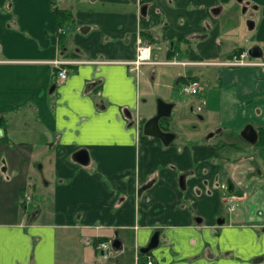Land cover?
I'll list each match as a JSON object with an SVG mask.
<instances>
[{
    "label": "crops",
    "instance_id": "obj_1",
    "mask_svg": "<svg viewBox=\"0 0 264 264\" xmlns=\"http://www.w3.org/2000/svg\"><path fill=\"white\" fill-rule=\"evenodd\" d=\"M246 3L256 7L248 8L252 30ZM56 8L72 19L63 30ZM149 12L160 23L145 29ZM247 36L264 44V0H0V194L23 206L0 212V264H137L156 232L155 264H214L227 251L236 260L260 255L256 232L216 228L218 195L199 198L193 212L183 207L187 195L179 187L192 169L191 191L203 180L212 187L245 152L238 133L248 123L264 125V66L227 64L250 49L236 42L249 43ZM148 44L160 61L189 63L176 67L183 74L169 81L163 70L158 80L152 66L133 75L127 63ZM62 60L69 61L65 81L55 65ZM139 76L146 88L202 83L201 94L189 98L206 102L207 128L190 136L193 145L139 143L140 102L148 94ZM183 99L175 91L167 98L177 108ZM209 131L220 132L206 142ZM83 149L87 166L73 159ZM28 187L38 192L32 212ZM115 240L123 251L106 263L98 245L113 248Z\"/></svg>",
    "mask_w": 264,
    "mask_h": 264
},
{
    "label": "rangeland",
    "instance_id": "obj_2",
    "mask_svg": "<svg viewBox=\"0 0 264 264\" xmlns=\"http://www.w3.org/2000/svg\"><path fill=\"white\" fill-rule=\"evenodd\" d=\"M245 17H246V23L248 25V21L253 20L251 19L252 17H251L250 9L248 10L247 16ZM76 33L77 32H75V34ZM247 38L251 40L250 36H247ZM246 40H247L246 37H243V39L239 41V38L236 37V42H239L240 44L239 46H241V48L244 46L246 48H252L254 45H259L264 50L263 43L254 44V40L253 41L251 40L249 43H247ZM149 47H151V45H149ZM158 58L159 57L154 55V50H152V60L161 62L160 61L161 59H158ZM152 66H153L152 68L153 70L159 72L158 80L161 77L160 72H162L163 70H165L166 78H168L169 81L172 79L173 74L176 77H178L182 75L184 72V69L176 68V67H180L179 64L171 65V66L170 65H154V64L143 65L141 64L139 65V67L132 66L133 68L131 71L134 73L133 75H136V74L138 75L141 72L143 67H152ZM169 67L174 68V69H171ZM65 80H62V81H65ZM139 83H140V91L144 90L146 92L148 90V94H146V97L143 98L140 102L139 112H141V115H139L138 119L136 118L137 120H139L138 125H136V121H134V124L136 126H140L141 123L145 119L147 120L148 118H151L152 116L156 115L158 99H163L166 102H169L167 98H169V95L173 91L177 92L178 94L180 93L182 96L186 95V92L182 88V85L179 87V91H178L177 84L173 85L172 83L158 81L156 84L153 82L151 83L148 82L149 87L146 88L143 76L141 77L139 76ZM196 97L197 96H194L193 98H196ZM200 97L201 95L199 96V98ZM172 113H173L172 117L168 121L163 120L161 124L165 128H168L169 133H173L177 135V140L175 141L176 145H178V143L180 142L188 143L187 140L190 138V136L192 137L202 136V134L206 131L207 125L205 123H199L196 117L187 116L188 110L186 106L178 107ZM195 127H197V130L194 129ZM235 141L238 145H242L245 148V144L239 138L236 139ZM248 149L250 151L248 154L245 155V152L242 154L239 153L236 156V158H234L232 161H229L225 165L227 167V171L229 172L230 177L231 178L233 177L234 182L237 183L239 188L243 190V194H242L243 196L238 195L233 198L234 204L232 205L236 206V210L233 211V213H230L228 210L230 203L227 202L226 205L224 203L221 204L222 206L221 210L223 211L222 214L228 221L233 216H235L236 219H238L239 216L243 217L242 214L244 212L246 214V220L248 223L259 222L261 221V219H264V143H262L259 146H248ZM252 149H255V150H252ZM250 156L254 158V161H250L249 159L244 160V157H250ZM244 161H246L247 164L244 163ZM259 172H262V174L260 175ZM223 179H227V178L223 177L221 182H223ZM248 184H254V186L250 188L247 186ZM239 188H238V191L240 190ZM0 190L2 191V189ZM37 194L38 192L34 190V188H32V190H30L29 188V196L32 198V200L28 202V209L31 212L34 209L35 203L38 201ZM0 207H1L0 212L7 208L12 209V207H14L13 211L20 212L23 208V206L19 208L18 205L16 206L14 204H11V202H9L8 200L7 195L4 196L3 194H0ZM218 214H220V212ZM218 251L222 252L221 248L218 249ZM231 257L235 258L236 256L235 255L229 256V255L221 254L217 259L218 261L216 262H218L219 264H226L227 261ZM224 258H228V260H225ZM77 264H79V262H77Z\"/></svg>",
    "mask_w": 264,
    "mask_h": 264
},
{
    "label": "flooded vegetation",
    "instance_id": "obj_3",
    "mask_svg": "<svg viewBox=\"0 0 264 264\" xmlns=\"http://www.w3.org/2000/svg\"><path fill=\"white\" fill-rule=\"evenodd\" d=\"M240 1H243V0H240ZM249 7H251V9L256 8L255 5H253V4L250 5V4L246 3V5L244 6V11H247ZM147 9H148V6H146V5L142 6V8H141V15L142 16H144V17L147 16ZM142 12H144V14ZM250 21H252V20H250ZM62 30H60V32H62ZM83 30L87 31L88 28L84 27ZM59 35H62V34L60 33ZM72 35H74L73 31L70 33V36H72ZM145 43L146 42H143V41L140 42V44H145ZM263 52H264V50H263ZM236 58H239V57H235L232 61L227 62V64L230 63V62L235 61ZM62 61H67V60H62ZM249 61H256V62L261 64V65H255V66H264V58L255 59V58H252L250 56L249 57ZM131 62H133V61H131ZM131 62H129L127 64L132 66ZM235 67H254V66H235ZM194 84H197V92L195 94H193V93L187 94L186 93L185 96L183 95L184 98H185V99H183L184 102H185L184 106L187 107V110H188V113H187L188 115L187 116L188 117H192V116L196 117V119L199 121V123H205L206 124V118H205V111H206V106L205 105H206V102H204V101H194V100L189 98V97H194V96H197V95L201 94V92H202V83L199 82V81H196L194 79L192 81H188L187 83L183 84L182 86H192ZM158 100H160V99H158ZM158 100H157V104H158ZM161 100H163V99H161ZM163 101H165V100H163ZM166 103L173 104L172 112L177 108L176 103H172V102H166ZM125 114H126L127 117L128 116L129 117H133V115L131 116V113H130L129 110H127V113H125ZM156 115H157V113H156ZM156 115L152 116L151 118H148L147 120L145 119L141 123V125L138 127L139 131L138 130L137 131L139 132V143H141V145L144 144V143H148V144L156 143V144H159L160 146H162L164 148H170V147H172V145H175V141L177 140V135L176 134H174L175 135V139L171 142V144L169 146H165L161 139H158V138H155V137H152V136H147V135L144 134V125H145V123H147V121H149L150 119H152ZM172 115H173V113L169 117H164V118L160 119V127H161L162 131L165 132V133H169L168 128H165L164 126H162L161 122L163 120L168 121L172 117ZM257 124L258 123H256V122L248 123L247 125L244 126L242 131H240V133H238L239 134L238 138L245 144V155L250 152L249 149H248V146H259L262 143H264V125H257ZM245 128L252 129V133H250V136L248 138H244L242 136V132L245 130ZM194 129L197 130V127H195ZM218 132H220V131H213V132L209 131V132H207L205 134L206 136L205 135H204L205 137L203 136L204 137L203 140L206 141V142L213 140L215 138V136L218 134ZM254 132H255V134H254ZM171 134H173V133H171ZM2 137H3V131L0 129V139H2ZM194 141L195 140H193V139L192 140L188 139L187 140L188 143H186V144L193 145ZM181 144H182V146H184L185 142H181ZM238 148H240V146ZM252 150H255V149H252ZM246 159H249L250 161H254V158L252 156L244 157V160H246ZM244 163L247 164L246 161H244ZM194 172L195 171L192 169V170H187V171H185L182 174V175H184V174L186 175L184 177V183L182 184V187H181V183L179 181V187H180L181 192L183 193V195H187L183 199V207H185V209H187L189 211L195 212L197 210L196 204H197V202L200 199L204 198L206 195L208 197H212V199H214V197L218 195L217 197L220 200L218 213L220 212V214H217V217H216V221H215L216 228H222V227H225V226L240 227V228H244V229L248 228L250 231L256 232V234H255L256 237H252V239L253 238L254 239H259V241H261V245H262L261 250H262V252H261L260 255H257V256H255L253 258H249V259H246V260H243V259H241L239 257H238L239 259H237V260H236V257L235 258L231 257L229 260L227 258V259H225V260H228L226 264H264V219H261V221H259V222H250V223H248L247 220H246V214L244 212L242 214L243 217L239 216V218L236 219V217L233 216L228 221L222 214V212H223L221 210L222 209L221 208L222 207L221 206L222 203H224L225 205H226L227 202L230 203V206L228 207V210H229L230 213H233V211L236 210V206L232 205V204H234L233 203L234 202L233 198L235 196H238V195L239 196H243L242 195L243 194V190L240 189L238 184L234 182V180H233L234 178L230 177L229 172L227 171V167H225L223 173H221L219 176H217L214 179V183H213L212 187L206 186L208 184L207 180H203L202 184L198 183V185H196L194 187V189L191 191V186H190L191 183H190V181L195 179V173ZM259 174L261 175L262 172H259ZM223 177L224 178L226 177L227 179H223V182H221ZM151 182H153V183L151 184ZM151 182L148 183L141 190V192L147 191L149 189V187L154 184V181H151ZM247 186L252 188L254 186V184H248ZM238 188L240 189L239 191H238ZM229 191H232V192L229 193ZM231 205H232V207H231ZM200 207H202V205H200ZM203 220H205V219L202 218V217H199V216L196 217V221L198 223H201ZM155 234L152 236V239L150 240V242L153 240ZM159 240H160V232H159ZM150 242L146 245V247H143L142 249H146L149 246ZM160 245H161V242H160ZM159 246H158V248H159ZM245 246L249 247V245H247L246 243H245ZM158 248L152 249V250H150V252L145 253V254L141 253V250H142L141 249L139 251V259L137 260V264H155V260H154V258L152 256V252L154 250L158 249ZM120 251H123V244H121L120 247H118V248H114L113 247L112 250L108 253L107 256H104L103 254H101L103 261L108 263L109 261L113 260V258L115 257V254L119 253ZM226 254L229 255V256L235 255V253L233 251H227ZM114 259H116V258H114ZM216 261H218L217 258L213 259V260H210V262H214V264H219ZM230 261H232V262H230ZM235 262H237V263H235Z\"/></svg>",
    "mask_w": 264,
    "mask_h": 264
},
{
    "label": "water",
    "instance_id": "obj_4",
    "mask_svg": "<svg viewBox=\"0 0 264 264\" xmlns=\"http://www.w3.org/2000/svg\"><path fill=\"white\" fill-rule=\"evenodd\" d=\"M144 14V12H142ZM249 28L252 30L254 28V23L252 21H249L248 23ZM250 55L252 58L259 59V58H264V52L263 49L260 46H254L250 49ZM172 109H173V104L166 103L163 100H158L157 104V115L147 121L144 125V134L147 136H152L158 139H161L163 144L165 146H169L171 142L175 139V135L171 133H165L162 131L160 127V119L164 117H169L172 114ZM127 113V111H125ZM250 133H252V129L250 128H245V130L242 132V136L244 138H248L250 136ZM255 134V132H254ZM256 138V137H255ZM73 159L83 165L87 166L90 162V155L89 152L85 149L77 152ZM186 175H181L179 178V181L182 184L184 183V177ZM232 191H229V193ZM121 241L115 240L113 242V247L118 248L121 245ZM160 245V240H159V232H157L153 238V240L150 242L149 246L146 249H142L141 253L145 254L150 252V250L158 248Z\"/></svg>",
    "mask_w": 264,
    "mask_h": 264
},
{
    "label": "built area",
    "instance_id": "obj_5",
    "mask_svg": "<svg viewBox=\"0 0 264 264\" xmlns=\"http://www.w3.org/2000/svg\"><path fill=\"white\" fill-rule=\"evenodd\" d=\"M138 55L137 58L131 62L132 66L139 67V65H149V64H154V65H188L189 63L185 62H180L177 60H167V61H153L152 60V49L149 47V45H142L138 48ZM250 57V49L244 50L239 58H236L235 61L228 63V65L231 66H255V65H261L260 63L256 61H249ZM69 64V61H56L55 65L60 69L58 76L60 79L65 80L67 78V70L64 69L63 66H66ZM184 91L189 94L193 93L195 94L197 92V84H194L192 86H182ZM98 249L102 251V254L104 256H107L108 253L112 250V245L110 242L104 241L98 245Z\"/></svg>",
    "mask_w": 264,
    "mask_h": 264
},
{
    "label": "trees",
    "instance_id": "obj_6",
    "mask_svg": "<svg viewBox=\"0 0 264 264\" xmlns=\"http://www.w3.org/2000/svg\"><path fill=\"white\" fill-rule=\"evenodd\" d=\"M55 13H56L57 18L59 20V26H58L59 29L64 28V26L67 22H69V21L72 22V19L66 13V11L59 10L58 8H56ZM149 15H150V18H149L148 22H150V23L148 24V26H146L145 29H148L150 27L149 25L155 26V25L160 23V19L157 17V15L155 13L149 12ZM64 47H65V45H61L62 50L64 49ZM4 127H5V122L3 121V119H0V129H2Z\"/></svg>",
    "mask_w": 264,
    "mask_h": 264
},
{
    "label": "bare ground",
    "instance_id": "obj_7",
    "mask_svg": "<svg viewBox=\"0 0 264 264\" xmlns=\"http://www.w3.org/2000/svg\"><path fill=\"white\" fill-rule=\"evenodd\" d=\"M65 30V29H64ZM100 256V255H99Z\"/></svg>",
    "mask_w": 264,
    "mask_h": 264
}]
</instances>
